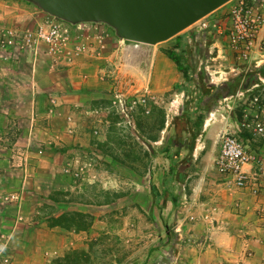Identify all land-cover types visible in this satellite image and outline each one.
<instances>
[{
  "label": "rangeland",
  "instance_id": "374dc122",
  "mask_svg": "<svg viewBox=\"0 0 264 264\" xmlns=\"http://www.w3.org/2000/svg\"><path fill=\"white\" fill-rule=\"evenodd\" d=\"M7 1L14 3L18 14L28 15L31 6L37 13L28 24L0 19L5 27L35 29L48 18H57L35 0ZM90 24L94 33L105 36L106 47L95 62L104 79L94 85L96 94L90 102L72 110L73 119L68 112L66 118L35 117L40 126L66 129L38 133L36 140L51 146L49 151L33 157L36 162L27 167L30 175L18 182V192L0 198L1 207L10 206L12 218L17 210L14 224L26 223L15 241L2 227L8 219L0 221V264H264V239L253 235L257 230L238 228V238L220 241L219 230L213 227L218 223L214 211L188 210L192 178L181 181L175 175L187 166L178 163L176 169L165 140L155 142L183 101L196 105L194 82L183 77L181 84L163 94L143 87V81L148 83L147 50L124 54L123 45L112 40L120 38L112 25ZM120 39L124 45H156ZM170 40L157 46H167ZM186 44L189 52L196 46ZM105 51H114L123 69L101 59ZM188 60L197 62L192 53ZM49 62L45 57L44 63ZM204 70L206 81L212 82ZM260 94L264 97V89ZM245 105L235 103L236 117L238 107ZM19 113L27 115L24 109ZM19 118L20 131L14 135L23 146L30 137L23 132L29 119ZM190 127L197 130L195 120ZM57 133L60 138H55ZM246 133L250 132L243 129L241 135ZM42 157L49 165L42 167Z\"/></svg>",
  "mask_w": 264,
  "mask_h": 264
},
{
  "label": "crops",
  "instance_id": "0c3cea01",
  "mask_svg": "<svg viewBox=\"0 0 264 264\" xmlns=\"http://www.w3.org/2000/svg\"><path fill=\"white\" fill-rule=\"evenodd\" d=\"M3 2L5 4L0 1V19L8 22L19 21L28 24V21H31L34 14L37 13L31 6L28 15H21L17 13L16 6L12 5L14 3H9L7 0ZM223 11V7H220L208 15V19L213 24L209 29L197 33L195 24L189 26L179 35L174 36L176 38H170L173 40L167 42V46H165L166 44L159 46L156 44L152 48H146L139 43L124 45L122 44L124 40L118 37H113L112 40L117 46L123 45L124 54H128L131 50H147L146 75H148V83L143 81L141 85L159 94L170 92L183 81V74L165 52L167 48L174 47L180 37L186 43L194 42L196 44L193 50L188 51L197 59V62L192 64L196 78H198L201 69H206L208 71L207 78L216 84L229 81L241 74L243 80L252 75V84L247 81L242 88L238 89L237 93L225 95L216 102H213L212 99L209 101L211 108L196 138L189 139V136L198 130L197 128L194 131L190 124L189 130L183 132V141H187L188 144L190 143L189 145L178 148L172 144L176 135V127L173 124L174 116L181 114L185 108L191 111L196 106L190 107L189 103L184 101V106L179 107L178 112L169 117L167 126L162 130L165 131L163 136H160L155 142L162 143L165 140L166 150L171 151L170 160L173 166L176 167L178 163L187 166V170L183 169L185 172L181 170L178 173L175 172L181 181L192 178L191 201L186 206L190 212L209 209L216 213L218 223L213 227L219 230L217 237L220 241L227 239L232 241L238 238L239 234L236 233L238 228H254L258 231V235H253L259 240L264 239V189L259 194H253L248 189L229 186L226 183V178L218 171L215 160L219 154L217 143L219 132L224 128L236 130L238 127L237 122L240 119L236 118L235 103L237 101L245 103L247 99L249 100L264 89V87L253 88L257 77L264 76V46L256 47L250 59L240 60L229 47L226 35L217 32L219 22L222 21ZM95 47L96 45H92L91 49L94 50ZM115 55L114 51H105V55L101 56L103 57L101 59H105L111 64L115 63L120 69H123L122 60L120 57L115 59ZM96 56L94 51H89L77 57L72 63L54 64L46 51H40L34 55L27 51L0 49V198L2 195L5 197L7 194L8 197V194L18 192L20 190V187H17L18 182L26 181V177L30 175L27 167L35 161L33 157L43 156L42 154L49 151L48 148L51 146H46L44 142L36 140L38 133L46 134L55 131L64 133L66 129V127L60 129V127L40 126L34 122L35 117L64 116L66 118L68 112L73 119L72 110L84 106L96 94L94 85L98 80L104 79L102 74L99 75V71L102 70L99 69L100 65L95 64ZM45 57L49 58V63H44ZM124 57L126 59V56ZM200 99L202 98H198L197 101ZM205 99H209V97ZM23 109L27 111V115L19 113ZM19 116H26L29 119L27 130L24 129L23 132L27 131L30 137L27 142L22 144L23 146H18L19 137L14 135L20 131ZM192 120H195V116ZM56 136L60 138L58 133L55 138ZM241 138L249 148L264 153V136L254 137L252 134L246 133L241 135ZM188 159L191 160L188 161ZM185 161L186 163H184ZM41 163L42 167L49 165L44 157L41 158ZM10 213L9 205L3 204L2 207L0 205V221L8 219L2 227L14 235V237L10 236V239L13 238L16 241L19 238L20 228L26 223H21L20 226L14 224L12 220H15L18 214L17 210L13 213V218ZM26 235L25 232L24 237ZM254 236L250 239H253Z\"/></svg>",
  "mask_w": 264,
  "mask_h": 264
},
{
  "label": "built area",
  "instance_id": "2783aa9c",
  "mask_svg": "<svg viewBox=\"0 0 264 264\" xmlns=\"http://www.w3.org/2000/svg\"><path fill=\"white\" fill-rule=\"evenodd\" d=\"M222 7V15L226 18L219 22L217 32L226 35L229 47L240 60L250 59L256 47L264 46V0H229ZM212 25L206 16L195 23V30L201 33ZM82 34L88 42L83 41ZM92 45H96L94 50ZM105 47L104 33H94L90 22L71 23L48 18L35 29L0 24L1 50L27 51L34 55L46 51L54 64L72 63L89 51L101 54ZM260 87H264L262 75L253 85V88ZM245 103L236 130L224 128L219 132V154L215 162L229 186L259 194L264 189V153L249 148L241 138V132L246 129L254 137L264 136V97L258 93Z\"/></svg>",
  "mask_w": 264,
  "mask_h": 264
},
{
  "label": "water",
  "instance_id": "95a60500",
  "mask_svg": "<svg viewBox=\"0 0 264 264\" xmlns=\"http://www.w3.org/2000/svg\"><path fill=\"white\" fill-rule=\"evenodd\" d=\"M71 23L103 21L120 38L147 44L166 41L229 0H35Z\"/></svg>",
  "mask_w": 264,
  "mask_h": 264
},
{
  "label": "trees",
  "instance_id": "16d2710c",
  "mask_svg": "<svg viewBox=\"0 0 264 264\" xmlns=\"http://www.w3.org/2000/svg\"><path fill=\"white\" fill-rule=\"evenodd\" d=\"M165 52L167 56L175 62L178 70L183 74L185 81H193L195 83L198 91V96L199 98H202L197 101V104L193 110L188 111L185 108V110L181 114H178L173 118V124L176 127V135L172 140V144L180 148L182 146L190 144H188L187 141H183V132L189 130V124L194 116L195 124L197 125L198 130L192 133L189 136V139H195L198 135V131H200L201 127L203 126L204 119L211 108V103H209L211 99L213 100V102H216L219 99L223 98V96L225 95H233L237 93L238 89L242 88L247 81H249V84H252L251 82L253 77L252 75H249L243 80V75L241 74L229 81L216 84L214 82L206 81L205 70L201 69L198 73V78H196L194 74L195 69L188 60L187 44L182 37H180L174 47L167 49ZM214 90H218V93L212 94ZM206 97H209V99H205ZM203 102L204 105H202ZM237 111L239 113L236 118L241 119L242 106L238 107ZM163 126L164 124L162 125V127Z\"/></svg>",
  "mask_w": 264,
  "mask_h": 264
}]
</instances>
